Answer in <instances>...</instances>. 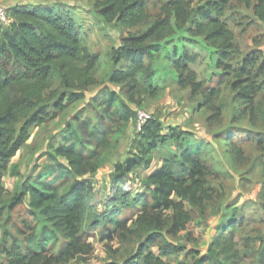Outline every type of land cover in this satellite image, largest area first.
Returning a JSON list of instances; mask_svg holds the SVG:
<instances>
[{"label":"trees","instance_id":"trees-1","mask_svg":"<svg viewBox=\"0 0 264 264\" xmlns=\"http://www.w3.org/2000/svg\"><path fill=\"white\" fill-rule=\"evenodd\" d=\"M232 3L250 10L264 26V0H166L153 16L148 13L147 0H95L91 7L103 23L143 27L121 38L120 45L110 50L113 64L119 67L110 73L109 83L118 86L119 92L106 91L99 115L84 119L75 115L58 145L55 139L52 141L50 157L58 173L55 178L28 179L12 194L5 191L2 182L4 175L16 170L11 160L30 139L33 128L83 100L84 93L96 83L92 73L98 58L82 46L79 27L67 11L57 12L42 3L8 8L12 23L0 30V204L10 213L27 196L29 203L28 218L16 229L11 247L3 248L5 263L0 264H70L75 260L86 264L94 249L84 238L89 230L97 229L103 240L112 241L118 232H126L138 237L146 234L145 244L156 242L159 256L144 252L146 245L134 258L120 264H172L162 258L177 256L182 248L167 242L162 233L176 236L185 231L193 212L204 216L222 194L210 184L212 174L202 159L201 145L192 141L188 132L164 128L151 118L139 131L136 153L114 165L113 183L122 182L134 168H148V156L158 146L169 143L176 151L163 155L162 165L143 179L142 192L132 196L117 189L103 212L92 210L93 183L83 178L93 176L101 167L102 154L110 149L121 128L136 122L131 107L140 104L136 97L143 92L155 95L148 86L155 72L145 60L152 61L158 46H168L178 33H195L211 44L217 56L216 68L231 79V88L239 99V116L246 115V106H252L260 91L264 66L256 55L233 63L238 50L226 16ZM173 53L179 83L199 92V83L185 63L188 57L176 54L174 49ZM53 76L60 81L61 93L50 92ZM144 84L148 87L143 90ZM48 92L54 97L51 104L45 102ZM209 95L215 98L217 92ZM67 178L70 182L63 186L61 181ZM128 209L136 217L131 229L127 224L132 219L119 217ZM262 209L264 212V203ZM258 242L254 264H264V240ZM246 247V242L237 240L235 224L228 222L206 255L193 254L192 264H240V249Z\"/></svg>","mask_w":264,"mask_h":264},{"label":"rangeland","instance_id":"rangeland-1","mask_svg":"<svg viewBox=\"0 0 264 264\" xmlns=\"http://www.w3.org/2000/svg\"><path fill=\"white\" fill-rule=\"evenodd\" d=\"M164 1L166 0H147L148 13L153 16ZM39 2L57 12L67 11L77 23L82 46L98 58L92 73L96 83L84 93L83 100L71 106L64 114L33 128L30 139L11 160L10 165L15 166L16 170L13 169L2 177L8 194H12L28 179L40 178L49 181L58 175L56 163L50 157L52 141L55 139V145H58L66 126L72 123L75 115L81 119L99 115L100 100L106 91L119 92L118 86L109 83L110 73L119 67L113 64L110 50L120 45L121 38L143 30L142 26L132 28L118 23H103L97 11L91 7L95 0ZM39 2L12 0L3 7L10 9L13 6L11 4L29 5ZM226 16L229 28L234 33V45L238 50L233 63L239 62L246 55H256L261 57L259 64L264 66V26L250 10L236 3H232ZM158 47L154 59L145 60L146 65L155 72L148 82L155 95L143 92L136 97L141 101L140 104H131V107L147 111L151 118L156 119L164 128L176 127L188 132L192 141L201 145L202 159L212 174L210 184L222 192L220 197L208 206L204 216L193 212L192 220L187 224L185 231L176 236L162 233L163 239L182 248V252L177 256L162 260L172 264H192L193 254L197 252L199 256L206 255L222 229L230 222L235 224L237 240L247 244L246 248L240 249V264H254L256 257L253 252L260 245L258 240H264V73L263 77L259 78V93L252 106H246V115L241 117L239 111L242 107L231 88V79L224 74V70L216 68L217 56L211 44L195 33H178L168 46ZM173 49L176 54L188 57L185 63L199 83V92L194 93L190 86L183 87L179 83L178 71L173 68ZM261 71H264V68ZM187 75L183 74L182 79ZM51 86L50 92L63 91L57 76L51 79ZM148 86L144 84L143 90ZM212 91L217 92L215 98L209 95ZM50 92L45 98L48 104L54 101ZM124 93L125 91L123 96ZM206 99L208 104H204ZM138 140L136 123L122 127L114 136L110 149L102 154L101 167L93 176L86 175L83 178L90 179L93 183L94 194L90 205L95 213L105 211L108 199L116 194L117 189L129 192L132 196L142 192L143 179L162 165L163 155L176 151V147L169 143L158 146L148 156V168H134L130 174L123 177L122 182L114 184V165L136 153ZM236 151H240V154ZM57 160L66 164L63 158L58 157ZM14 172L17 175L13 174ZM69 182L70 179L67 178L63 179L61 184L66 186ZM28 203L27 196L23 204L10 213L0 204V262L5 263L3 248L11 247L16 229L22 220L28 218ZM133 214L134 212L128 209L121 211L119 216L132 219L127 224L129 228L136 219ZM124 234L127 233L118 232L112 241H108L100 238V229L89 230L84 239L93 246L94 252L86 264H106L112 261L120 264L134 258L146 245L144 252L151 251L159 256L156 242L145 244L146 234L140 237L137 234H127V237H122ZM253 242H256L255 247L250 250ZM70 264L80 263L75 260Z\"/></svg>","mask_w":264,"mask_h":264},{"label":"built area","instance_id":"built-area-1","mask_svg":"<svg viewBox=\"0 0 264 264\" xmlns=\"http://www.w3.org/2000/svg\"><path fill=\"white\" fill-rule=\"evenodd\" d=\"M12 23L7 9L0 5V30L5 29ZM136 115V128L138 131L151 119V115L143 109H134Z\"/></svg>","mask_w":264,"mask_h":264},{"label":"crops","instance_id":"crops-1","mask_svg":"<svg viewBox=\"0 0 264 264\" xmlns=\"http://www.w3.org/2000/svg\"><path fill=\"white\" fill-rule=\"evenodd\" d=\"M8 1H9V3L12 2V0H1V1H0V5L3 6L4 4H9ZM13 1H14V0H13ZM39 1H41V0H38V2H39ZM42 1H43V0H42ZM39 3H40V2H39ZM39 3H38V4H39ZM38 4H31V5H38ZM11 5L14 6L15 4H11ZM6 8H8V7H6Z\"/></svg>","mask_w":264,"mask_h":264}]
</instances>
